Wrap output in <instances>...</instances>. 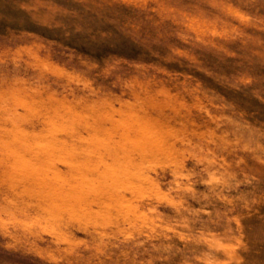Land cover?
I'll list each match as a JSON object with an SVG mask.
<instances>
[{
  "label": "rangeland",
  "instance_id": "rangeland-1",
  "mask_svg": "<svg viewBox=\"0 0 264 264\" xmlns=\"http://www.w3.org/2000/svg\"><path fill=\"white\" fill-rule=\"evenodd\" d=\"M0 264H264V0H0Z\"/></svg>",
  "mask_w": 264,
  "mask_h": 264
}]
</instances>
